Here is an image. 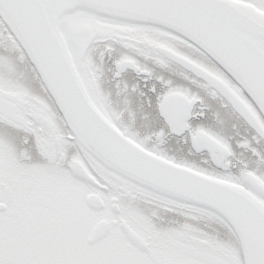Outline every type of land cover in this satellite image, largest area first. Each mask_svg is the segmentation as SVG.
<instances>
[{
	"label": "snow or ice",
	"instance_id": "obj_1",
	"mask_svg": "<svg viewBox=\"0 0 264 264\" xmlns=\"http://www.w3.org/2000/svg\"><path fill=\"white\" fill-rule=\"evenodd\" d=\"M0 264H264V0H0Z\"/></svg>",
	"mask_w": 264,
	"mask_h": 264
}]
</instances>
